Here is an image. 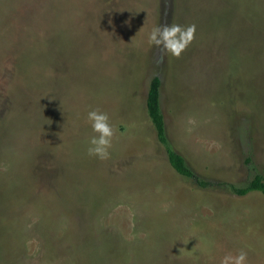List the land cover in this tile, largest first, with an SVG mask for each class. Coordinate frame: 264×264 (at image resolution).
Listing matches in <instances>:
<instances>
[{
	"label": "rangeland",
	"instance_id": "374dc122",
	"mask_svg": "<svg viewBox=\"0 0 264 264\" xmlns=\"http://www.w3.org/2000/svg\"><path fill=\"white\" fill-rule=\"evenodd\" d=\"M172 23L196 25L178 58L147 43ZM155 76L197 176L264 177V0H0V264H264V195L172 168ZM95 108L115 128L104 161L86 151Z\"/></svg>",
	"mask_w": 264,
	"mask_h": 264
},
{
	"label": "clouds",
	"instance_id": "9594fccd",
	"mask_svg": "<svg viewBox=\"0 0 264 264\" xmlns=\"http://www.w3.org/2000/svg\"><path fill=\"white\" fill-rule=\"evenodd\" d=\"M195 33V24L187 26L177 23L158 24L147 33V43L178 58L193 42ZM86 121L93 133L87 141V155L101 161L108 160L111 156L110 149L115 134L109 114L95 108L87 112ZM247 256V252L243 250H240L236 255L227 253L220 258L219 264H247Z\"/></svg>",
	"mask_w": 264,
	"mask_h": 264
},
{
	"label": "trees",
	"instance_id": "16d2710c",
	"mask_svg": "<svg viewBox=\"0 0 264 264\" xmlns=\"http://www.w3.org/2000/svg\"><path fill=\"white\" fill-rule=\"evenodd\" d=\"M161 81L158 77H153L149 83L146 95V111L148 117L155 129L157 141L164 146L169 164L180 175L190 179L193 184L200 188H218L226 189L230 193L237 196H246L249 193H261L264 195V177L261 174L255 173L251 179L243 187H235L232 184L208 181L197 176L186 164L185 159L178 154L170 145L165 130L164 118L161 112V99H160ZM249 162V160H246Z\"/></svg>",
	"mask_w": 264,
	"mask_h": 264
}]
</instances>
